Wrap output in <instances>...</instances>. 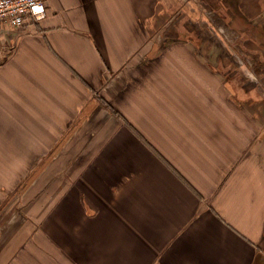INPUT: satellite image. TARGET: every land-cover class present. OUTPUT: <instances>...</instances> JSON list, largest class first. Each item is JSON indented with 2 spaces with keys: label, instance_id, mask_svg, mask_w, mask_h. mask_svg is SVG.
I'll return each mask as SVG.
<instances>
[{
  "label": "crops",
  "instance_id": "obj_1",
  "mask_svg": "<svg viewBox=\"0 0 264 264\" xmlns=\"http://www.w3.org/2000/svg\"><path fill=\"white\" fill-rule=\"evenodd\" d=\"M177 2L47 0L0 29V199L26 187L0 264H264V0H223L234 68L160 28Z\"/></svg>",
  "mask_w": 264,
  "mask_h": 264
},
{
  "label": "rangeland",
  "instance_id": "obj_2",
  "mask_svg": "<svg viewBox=\"0 0 264 264\" xmlns=\"http://www.w3.org/2000/svg\"><path fill=\"white\" fill-rule=\"evenodd\" d=\"M197 1L198 0H178V2L175 4L174 7L171 6L169 8L173 14H176V16L180 17L179 20L177 22L175 21L176 23H173L174 20L172 22L168 21V24H166L165 26H161L160 28L165 29V30L172 29L173 31L178 30L180 33H184L186 36L189 35V37L193 38V40L197 39L199 34L206 36L205 40L209 39L210 35H214L215 36L214 39L216 40L217 43L224 45L225 49L228 48L229 52L226 49V50H223L221 53H225V55L223 56H229V59L232 62L231 68L235 67L233 63L235 61L240 62L239 60L241 61L243 60L244 62V59H245L247 62V59H249V57L246 59L245 54H243L242 56L241 54H238L237 56V54L231 47L232 45L234 47L237 45L236 44L237 41L235 40L234 36L232 37L229 32L231 31L233 33L232 35H235L236 34L235 28H230V30L228 31L225 30L224 33L228 34L226 35L222 33V30L218 28L217 25L214 23V21H218L219 19L223 20L224 16L222 17L220 13V7L225 5L223 3V0H199V2ZM162 9L164 8H161L160 10H158V13L159 12L161 13ZM230 11L236 14V12H234L233 10H230ZM164 12H166L165 9H164ZM226 18L229 19L228 16ZM228 19L224 18V20L222 21L223 22L222 24L225 25V22H226V24L229 26ZM171 23H172L171 27H168L169 24ZM213 25L214 26L216 25L217 28L212 29ZM154 26L150 28L148 27V30H154L153 29ZM158 29H159V25H158ZM218 32L220 33V35L218 34ZM27 146L28 145H18V154L21 155L22 153H25L26 151L25 148ZM58 146L59 145H55L54 148L49 151H47L45 148H43V150L41 149V150L36 151L34 154V157L28 159V161H32L33 159L37 158L32 168H30L29 172H32V170L33 172H37L41 168V166L44 164V162L45 163L48 162L50 158L54 156L55 152L59 149ZM40 148L41 147L37 149H40ZM43 153L45 154L42 156L41 154ZM1 162L2 163L0 165V171L4 172L5 168L11 165V162L8 159H3ZM28 174L24 177L25 179L28 176ZM14 183L15 182H8L7 185L4 186L3 190L5 191H3L2 199H0L1 201L0 202V223L3 226V228H5V225L8 223V219H9L8 216L10 215L11 207H16L18 209L19 207L24 208L23 207L24 199L22 202V198L26 197V194H23V191H22L24 187L23 186L24 180L18 182V184L17 183L14 184ZM24 188L26 189V187Z\"/></svg>",
  "mask_w": 264,
  "mask_h": 264
},
{
  "label": "built area",
  "instance_id": "obj_3",
  "mask_svg": "<svg viewBox=\"0 0 264 264\" xmlns=\"http://www.w3.org/2000/svg\"><path fill=\"white\" fill-rule=\"evenodd\" d=\"M47 14V0H0V29L20 30Z\"/></svg>",
  "mask_w": 264,
  "mask_h": 264
},
{
  "label": "trees",
  "instance_id": "obj_4",
  "mask_svg": "<svg viewBox=\"0 0 264 264\" xmlns=\"http://www.w3.org/2000/svg\"><path fill=\"white\" fill-rule=\"evenodd\" d=\"M226 1H227L228 4H229V5L227 6L229 9L233 10L234 12H236V14H240V13H239V10H238V8H237V3H236L237 0H226ZM205 4H206V3H205ZM224 6H225V5H224ZM197 41H198V42H197ZM200 42H201V38H198V37H197V39L194 40L195 45H199V44H201Z\"/></svg>",
  "mask_w": 264,
  "mask_h": 264
}]
</instances>
